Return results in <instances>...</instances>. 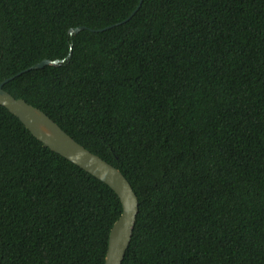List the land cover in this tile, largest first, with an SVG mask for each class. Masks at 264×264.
Segmentation results:
<instances>
[{
	"label": "trees",
	"instance_id": "trees-1",
	"mask_svg": "<svg viewBox=\"0 0 264 264\" xmlns=\"http://www.w3.org/2000/svg\"><path fill=\"white\" fill-rule=\"evenodd\" d=\"M137 4L0 0V82L63 61L2 89L128 181L121 264H264V0ZM120 213L0 106V264H104Z\"/></svg>",
	"mask_w": 264,
	"mask_h": 264
},
{
	"label": "water",
	"instance_id": "water-1",
	"mask_svg": "<svg viewBox=\"0 0 264 264\" xmlns=\"http://www.w3.org/2000/svg\"><path fill=\"white\" fill-rule=\"evenodd\" d=\"M141 2L142 0H138L137 6L130 15L117 25L125 23L133 16ZM108 28L95 31L101 32ZM82 29L83 27H78L69 30V33L76 34ZM62 62V60H43L2 80L0 82V106L13 115L45 148L101 181L116 194L121 205V213L109 231L104 264H121L130 243L138 213L137 197L128 181L116 168L76 143L43 112L28 105L22 99L13 98L2 89L4 84L24 72L42 69L45 66H57Z\"/></svg>",
	"mask_w": 264,
	"mask_h": 264
}]
</instances>
